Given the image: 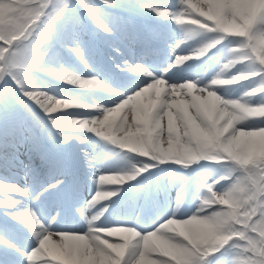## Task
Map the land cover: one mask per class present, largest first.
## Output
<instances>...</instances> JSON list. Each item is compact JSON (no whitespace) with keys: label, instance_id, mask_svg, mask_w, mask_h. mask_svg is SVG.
Here are the masks:
<instances>
[{"label":"snow or ice","instance_id":"6c2138e0","mask_svg":"<svg viewBox=\"0 0 264 264\" xmlns=\"http://www.w3.org/2000/svg\"><path fill=\"white\" fill-rule=\"evenodd\" d=\"M0 264H264V0H0Z\"/></svg>","mask_w":264,"mask_h":264}]
</instances>
